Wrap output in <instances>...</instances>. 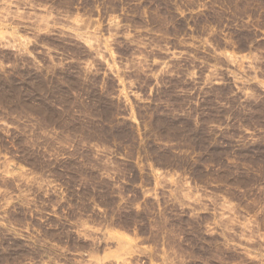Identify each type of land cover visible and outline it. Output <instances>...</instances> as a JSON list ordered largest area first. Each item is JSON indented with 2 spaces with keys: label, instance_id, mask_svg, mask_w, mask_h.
Segmentation results:
<instances>
[{
  "label": "rangeland",
  "instance_id": "374dc122",
  "mask_svg": "<svg viewBox=\"0 0 264 264\" xmlns=\"http://www.w3.org/2000/svg\"><path fill=\"white\" fill-rule=\"evenodd\" d=\"M0 264H264V0H0Z\"/></svg>",
  "mask_w": 264,
  "mask_h": 264
}]
</instances>
